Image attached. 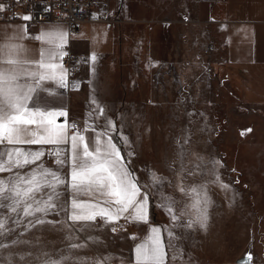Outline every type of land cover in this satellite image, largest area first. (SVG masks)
I'll return each mask as SVG.
<instances>
[{"label":"rangeland","instance_id":"374dc122","mask_svg":"<svg viewBox=\"0 0 264 264\" xmlns=\"http://www.w3.org/2000/svg\"><path fill=\"white\" fill-rule=\"evenodd\" d=\"M212 1L113 2L109 14L115 30L110 35L117 36L116 52L96 64L92 84L103 115L91 107L101 128L108 121L115 124L116 131L109 134L116 142L123 138L121 152L141 182H148L153 171L170 182L163 191L176 201L174 212L189 203L178 183L206 187L210 200L206 229L186 227L188 217L173 222L159 206L153 187L148 223L121 219L115 232L103 221L83 228L71 224L63 211L45 217L56 224L25 227L34 217H21L20 225L9 222L22 243L0 251L5 264L9 255L11 264H39L35 257L41 251L62 254L72 242L86 245L73 254L87 264L105 259L107 264H121L134 258L135 246L151 227L161 228L166 264H247L249 253L251 264H264V116L246 107L229 84L223 41L200 11ZM211 161L220 162L219 180L208 175ZM43 163L57 168L54 157L46 155ZM9 175L0 173L3 178ZM61 189V199L66 200L68 193ZM168 231L178 237L173 240L178 245L175 253L167 247ZM69 232L74 241L65 239ZM21 254L24 260L18 259Z\"/></svg>","mask_w":264,"mask_h":264},{"label":"snow or ice","instance_id":"6c2138e0","mask_svg":"<svg viewBox=\"0 0 264 264\" xmlns=\"http://www.w3.org/2000/svg\"><path fill=\"white\" fill-rule=\"evenodd\" d=\"M4 10L5 5L0 3V12ZM18 19L29 22L32 15L24 14ZM29 26L27 23L18 26L19 34L0 30V173H10L7 178L0 177V213H3L0 215V251L22 243L15 238L13 228L8 227L9 222L20 225L21 217H34L25 227L56 224L58 221L46 220L45 217L59 215L63 211L71 224H81L83 228L99 218L112 225L110 230L113 232L121 219L147 224L149 190L153 187L159 206L173 222L179 217H188L186 227L206 229L210 200L204 185L185 188L178 183L177 187L189 198V203L179 213L174 212L176 201L163 191L165 184L170 182L155 171L149 173L148 182H141L136 177L121 152L123 138L116 142L109 135V130L116 131L114 123L108 121L102 130H96L88 123L80 128L75 122L68 123L66 110H53L41 103L40 93L46 90V82L59 88L68 87L67 71L60 60L67 54L63 49L69 33L60 28L41 31L32 37L41 43L33 55L18 42L30 35L27 31ZM90 59H96L94 53ZM92 104L102 116L104 109L96 98ZM91 116L89 113V118ZM59 117H64L63 122L57 123ZM90 130L92 135L86 136ZM25 145L51 147L45 151L43 147L33 150L23 147ZM46 155L54 157L57 168L45 166L43 158ZM219 166V161H211L207 169L213 181L220 179L216 172ZM65 168L67 173L63 171ZM183 170L181 165V173ZM61 186L68 193L66 200L61 199ZM81 196L89 199H80ZM7 212L14 215L8 216ZM167 235V247L175 253L178 245L173 240L178 237L172 231ZM10 236L12 239L6 243ZM65 239L74 241L76 237L69 232ZM85 246L72 242L62 254L53 256L41 251L35 259L39 264H87L73 254L74 249ZM167 257L161 228L151 227L150 234L135 246L134 264H166ZM18 259L24 260L25 255L21 254ZM172 259H176L175 254ZM246 261L251 264V253ZM11 262L9 255L7 264ZM0 264H5L3 258H0ZM93 264H107V260H96Z\"/></svg>","mask_w":264,"mask_h":264},{"label":"crops","instance_id":"0c3cea01","mask_svg":"<svg viewBox=\"0 0 264 264\" xmlns=\"http://www.w3.org/2000/svg\"><path fill=\"white\" fill-rule=\"evenodd\" d=\"M200 9L205 16H208V21L214 24L223 41L225 74L230 86L246 107L264 116V0H213L202 5ZM3 16L5 19L0 22V30L9 34H19L18 26H23L25 22L8 21L9 15L6 11H3ZM54 28L69 33L63 49L67 54L62 57L60 64L67 71L64 59L68 55L83 57L80 60L81 73L71 85L66 79L67 88H59L51 82H46V90L40 93L41 103L53 110H66L69 124L75 122L83 128L88 123L96 130H102L99 121L93 116L89 118V113L95 106L92 100L97 95V90L92 84L95 79L96 64L104 58L115 55L117 36L113 38L110 35L115 27L110 29L103 23L86 22L81 25L78 33H71L65 23H41L29 27L27 31L30 35L18 42L34 55L41 47V43L32 37L41 31H51ZM93 53L96 56L94 61L90 59ZM63 120L64 117H59L57 123ZM85 135L91 136V130ZM33 146L46 149L51 147ZM127 166L129 167L128 164ZM80 199L87 200L89 197L81 196ZM121 264H134V258L125 260Z\"/></svg>","mask_w":264,"mask_h":264},{"label":"built area","instance_id":"2783aa9c","mask_svg":"<svg viewBox=\"0 0 264 264\" xmlns=\"http://www.w3.org/2000/svg\"><path fill=\"white\" fill-rule=\"evenodd\" d=\"M119 0H0L5 5L8 21H20L18 13H31L32 20L25 22L31 26L41 23H65L71 33H78L83 23H105L112 29V16L109 14L110 5ZM49 9V10H46ZM5 18L0 12V22ZM23 21V20H22ZM83 57L68 55L64 59L67 68V82L71 85L80 73V60ZM97 222H102L99 218Z\"/></svg>","mask_w":264,"mask_h":264}]
</instances>
